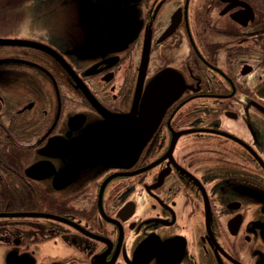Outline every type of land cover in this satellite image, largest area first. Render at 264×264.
<instances>
[{
  "label": "flooded vegetation",
  "instance_id": "flooded-vegetation-1",
  "mask_svg": "<svg viewBox=\"0 0 264 264\" xmlns=\"http://www.w3.org/2000/svg\"><path fill=\"white\" fill-rule=\"evenodd\" d=\"M27 1L0 13V264H264V0L114 3L105 52L79 0Z\"/></svg>",
  "mask_w": 264,
  "mask_h": 264
},
{
  "label": "water",
  "instance_id": "water-1",
  "mask_svg": "<svg viewBox=\"0 0 264 264\" xmlns=\"http://www.w3.org/2000/svg\"><path fill=\"white\" fill-rule=\"evenodd\" d=\"M129 1H134V0H79L78 1L79 13L81 15V23L84 29V35L86 37L87 47L88 46L100 47L101 52L112 51L111 49H117V47H115L114 45L110 46L108 42L113 43L114 41H116L117 43L119 41H123V42L127 41L128 36L124 34L122 26L121 27L119 26L118 28V25L120 24H118L117 26L111 25L110 22L106 21L105 19H101L100 14H104L103 13L105 11L103 9L104 7H108L109 5H112L114 3L116 4L121 3V10L124 13V6H126L125 4ZM106 18L108 20L107 15H106ZM120 19L123 20L124 16ZM87 24H89L90 27L85 28ZM102 29H104V31H101ZM114 29H116V31H114ZM105 33H107V35ZM20 42L21 40H18V39L0 38V45L19 44ZM92 129L85 132L81 136V138L89 137L92 134L103 133V134H106L107 137H109L110 139V133L113 130V129L108 130V127L107 128L95 127L94 130L96 132H90ZM89 132L91 135L89 134ZM117 135H123V132L118 133ZM109 139H106V140H109ZM101 150L102 149L100 147L89 149V151H94V152L101 151ZM113 150L116 151V156H118V153L122 150V148L114 147Z\"/></svg>",
  "mask_w": 264,
  "mask_h": 264
},
{
  "label": "rangeland",
  "instance_id": "rangeland-1",
  "mask_svg": "<svg viewBox=\"0 0 264 264\" xmlns=\"http://www.w3.org/2000/svg\"><path fill=\"white\" fill-rule=\"evenodd\" d=\"M23 1H27V0H0V13H4V14H18L21 12V4L19 5V2H23ZM50 0H30L27 1L25 4L28 5L26 6V11L28 9V11H34L36 10L35 7H38L39 5H42V3L44 2H49ZM55 1V0H53ZM63 1V0H62ZM72 3L75 2V0H70ZM6 2V3H4ZM33 2V3H31ZM20 11V12H19Z\"/></svg>",
  "mask_w": 264,
  "mask_h": 264
}]
</instances>
